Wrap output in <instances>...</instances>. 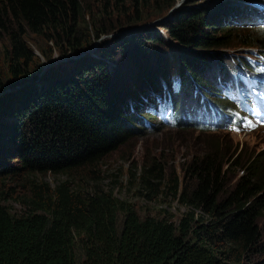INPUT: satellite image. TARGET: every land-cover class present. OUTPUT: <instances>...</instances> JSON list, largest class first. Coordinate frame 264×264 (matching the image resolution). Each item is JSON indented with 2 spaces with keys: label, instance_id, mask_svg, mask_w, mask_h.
Segmentation results:
<instances>
[{
  "label": "trees",
  "instance_id": "16d2710c",
  "mask_svg": "<svg viewBox=\"0 0 264 264\" xmlns=\"http://www.w3.org/2000/svg\"><path fill=\"white\" fill-rule=\"evenodd\" d=\"M179 1L0 0V44L7 43L3 71L22 84L0 99V264H238L248 254H262L257 245L264 153H249L238 163L239 152L230 166L242 174L232 185L223 143L191 158L178 174L156 159L142 162V195L172 196L187 208L175 224L140 219L112 192H89L75 182L77 171L94 173L131 136H142L140 120L127 114L124 101L135 91L162 88L167 96L174 93L166 87L176 82L177 108L188 101L195 116L215 119L224 118L217 109L224 101L250 104L232 88L260 81L264 69L254 54L236 50L256 49L264 56V29L258 28L264 0H190L175 10ZM169 12L171 19L158 27L174 47L143 29L100 48V58L65 65L39 81L34 76L41 58L81 54L101 36ZM30 36L42 41L35 46L39 55ZM30 77L36 83H28ZM47 174L65 180L53 187L38 180ZM5 183L14 185L9 195ZM17 188L23 191L20 216L4 207Z\"/></svg>",
  "mask_w": 264,
  "mask_h": 264
},
{
  "label": "rangeland",
  "instance_id": "374dc122",
  "mask_svg": "<svg viewBox=\"0 0 264 264\" xmlns=\"http://www.w3.org/2000/svg\"><path fill=\"white\" fill-rule=\"evenodd\" d=\"M189 2L190 0L179 1L174 9L177 10ZM171 12L164 14L161 18L154 21L139 25L137 28H134L139 30L134 32L143 29L151 30L152 32L158 33L165 42H169L171 47H174V44L166 38L165 31L158 27L165 24L168 19H171ZM131 30L133 29H123L109 35L101 36L93 43L91 48L81 54L75 55L67 53L60 56L56 53L53 54L50 61L41 58V65L37 72H35L34 76L37 81H39L38 77L43 79L50 71L62 70L65 65L67 68L74 64L79 63L78 65H80L81 62L84 63L83 59L100 58V48H105L106 44H108L109 47H115L116 40L129 36L132 33L130 32ZM29 42L30 45L33 46L35 53L39 55L35 46H42V41L34 36H30ZM5 44L7 43L3 42L0 44V75L4 77L1 85H3L2 87H5V89L0 91V99L8 93L18 91L22 86V84H19L21 82L20 79L15 82H10L11 80L9 79L7 72L3 71L5 66ZM179 49L185 51L183 48ZM239 51L241 50H236L237 53ZM55 74V72L51 73V75ZM28 83H36V81L32 82L30 77ZM215 142L216 144L223 143L226 148V150H224L225 153H229L224 161L226 162L227 181L229 185H232L242 174V171L233 165V167H231L230 164H234L236 160H238V158L236 159V156L239 152H241V156L238 163L247 160L250 157L249 153H252L253 155L264 153V129H259L252 133L237 135L221 131L198 132L195 130L164 128L161 129L160 132L145 133L142 136L133 135L130 137L129 142L120 147L118 151L102 159L94 169V173L90 174L87 172L84 173V171H77L74 174L75 182L81 188L89 192L94 188L101 189L106 193L112 192L116 199L130 204L140 219L146 217H153L156 219L163 218L171 220L175 224L184 217L188 211L187 208L177 203L172 196L162 195L151 200L144 197L142 193L145 194V192L140 191L141 188L137 179L138 168L142 162L156 159L160 164L165 166L169 173L175 171L178 174L182 165H186L191 158L202 157L211 145H215ZM129 170H131V173L136 174L135 179L130 176ZM38 180L48 182L53 187L58 182L65 180V177L47 174L45 176H38ZM13 187L14 185L12 183H5L3 190L9 195L11 194V189ZM16 190V194H13L11 198H4V207L7 208L11 214L20 216L23 214L24 208L21 205V201H18L17 198H22L21 195L23 194V191H21L20 188H17ZM121 221L122 216L119 215L118 226L121 225ZM258 233L259 239L257 249L262 250V254H248L246 258L240 260L238 264H258L264 261V218H261L259 221ZM229 264L236 263L232 262Z\"/></svg>",
  "mask_w": 264,
  "mask_h": 264
},
{
  "label": "clouds",
  "instance_id": "9594fccd",
  "mask_svg": "<svg viewBox=\"0 0 264 264\" xmlns=\"http://www.w3.org/2000/svg\"><path fill=\"white\" fill-rule=\"evenodd\" d=\"M177 79V76H174ZM170 94L163 96L162 88L157 92L146 91L140 92L135 91L134 96L128 95L124 99L127 104V114L135 115L140 120L141 130L145 133L161 131L164 128L170 129H181V130H195L198 132H226L230 134L243 135L252 133L259 129H264L263 126H258L253 130L250 129L243 121L244 116L243 106L236 104L235 102L228 103H217L218 114H223L224 118H228L229 112L237 113L240 119V124L235 123L233 125H217L210 124L207 116H195L194 108L191 106V102H185L177 108L176 93L181 91V86L172 82L170 87H166ZM196 88L194 87V90ZM227 103V104H225ZM193 105V104H192Z\"/></svg>",
  "mask_w": 264,
  "mask_h": 264
},
{
  "label": "water",
  "instance_id": "95a60500",
  "mask_svg": "<svg viewBox=\"0 0 264 264\" xmlns=\"http://www.w3.org/2000/svg\"><path fill=\"white\" fill-rule=\"evenodd\" d=\"M181 1H183V0H181ZM137 30H139V29H133V30H131L130 32H134V31H137Z\"/></svg>",
  "mask_w": 264,
  "mask_h": 264
},
{
  "label": "bare ground",
  "instance_id": "6f19581e",
  "mask_svg": "<svg viewBox=\"0 0 264 264\" xmlns=\"http://www.w3.org/2000/svg\"><path fill=\"white\" fill-rule=\"evenodd\" d=\"M197 91V90H196ZM204 98V97H203Z\"/></svg>",
  "mask_w": 264,
  "mask_h": 264
}]
</instances>
